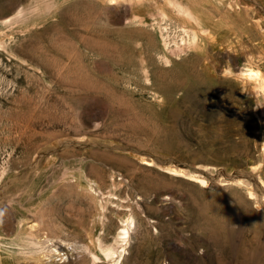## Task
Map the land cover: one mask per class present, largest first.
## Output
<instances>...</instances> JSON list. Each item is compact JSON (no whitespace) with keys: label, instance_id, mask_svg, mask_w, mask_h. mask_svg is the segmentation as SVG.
I'll return each instance as SVG.
<instances>
[{"label":"rangeland","instance_id":"obj_1","mask_svg":"<svg viewBox=\"0 0 264 264\" xmlns=\"http://www.w3.org/2000/svg\"><path fill=\"white\" fill-rule=\"evenodd\" d=\"M170 1L0 0V264H264V0Z\"/></svg>","mask_w":264,"mask_h":264},{"label":"bare ground","instance_id":"obj_2","mask_svg":"<svg viewBox=\"0 0 264 264\" xmlns=\"http://www.w3.org/2000/svg\"><path fill=\"white\" fill-rule=\"evenodd\" d=\"M175 1V0H174ZM170 3L171 4H173L174 6L173 7H175L179 12H184V13H186L187 15H188V17L190 16V18H194V16L192 15V13L191 12H188L185 8H183L178 2H172V0L170 1ZM171 7V6H170ZM183 13V14H184ZM186 15V16H187ZM193 20V19H192ZM195 21V20H194ZM202 30H203V28H202ZM201 30V31H202ZM205 32V31H204ZM196 34V33H195ZM200 35H201V33H200ZM197 37H198V35H197ZM249 72H250V70H249ZM143 164H147V165H150L151 163H149V162H144ZM171 171V170H170ZM175 173L178 171H176V170H173ZM203 182H205V181H203ZM94 186H95V188H93V187H91V189L93 190V192L96 194V193H100V191H101V187L99 188L95 183H94ZM139 201V200H138ZM131 220V221H130ZM129 222H131V223H134V220H133V217H128L127 219H126V223H127V225H126V227L122 230V232L121 233H119V235H120V237H122V239H123V241L124 242H126L127 240H126V236H128L129 235ZM109 256H111L110 254H109Z\"/></svg>","mask_w":264,"mask_h":264}]
</instances>
